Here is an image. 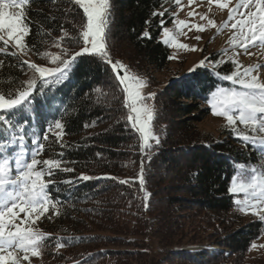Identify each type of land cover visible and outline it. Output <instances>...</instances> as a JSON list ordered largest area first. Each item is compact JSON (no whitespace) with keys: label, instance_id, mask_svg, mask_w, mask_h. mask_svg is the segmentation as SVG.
Instances as JSON below:
<instances>
[{"label":"trees","instance_id":"16d2710c","mask_svg":"<svg viewBox=\"0 0 264 264\" xmlns=\"http://www.w3.org/2000/svg\"><path fill=\"white\" fill-rule=\"evenodd\" d=\"M174 3L110 0L107 48L113 61H121L145 79L155 94L150 101L158 145L150 141L153 147L141 153L139 133L126 119L124 93L110 66L97 56L79 57L61 83L51 85L43 95L37 90L32 111L22 114L45 145L41 155L61 158L56 154L63 152L62 159L69 162L65 166L74 169L70 173L57 170L55 183L49 186L60 211L41 231L49 234L41 264H239L246 261L250 245L261 234V221L239 222L240 211L229 191L238 166L250 170L260 162L259 153L229 132L222 138H204L196 126L210 112L205 104L211 93L218 87H231L217 73L230 74L232 65H199L185 74L169 73L164 83L155 76L169 63V47L159 39L160 22L170 23ZM164 9L168 11L163 17L152 15ZM25 11L30 27L25 41L33 63L54 67L39 53L46 52L45 47L64 31L77 36L84 22L82 10L69 0H31ZM145 31L151 38L142 35ZM65 46L74 53L82 41L76 44L65 38L61 47ZM55 49L61 54V48ZM12 51L8 45L0 52V89L5 93L20 87L27 69V65L21 68L24 59L12 56ZM56 120L64 125L59 143ZM50 125L52 131L45 141ZM61 144L66 146L61 148ZM27 146L31 149L30 140ZM16 150L13 147L9 152ZM142 164L143 191L139 183ZM82 173L93 178L78 179ZM133 179L134 183H119ZM89 221L99 231H84ZM186 232L190 238L184 239ZM209 236L212 239L205 243ZM58 240L66 246L57 249ZM101 241L130 247L73 250ZM195 244L202 247L193 248Z\"/></svg>","mask_w":264,"mask_h":264},{"label":"snow or ice","instance_id":"6c2138e0","mask_svg":"<svg viewBox=\"0 0 264 264\" xmlns=\"http://www.w3.org/2000/svg\"><path fill=\"white\" fill-rule=\"evenodd\" d=\"M31 0H0V42L4 47L0 52H4L9 42L15 50L12 56L18 53L27 55L31 51L25 38L30 34L29 24L26 23V5ZM82 10L84 22L79 25L77 36H71L67 31L63 36L54 41L56 47L61 48V54L49 52L39 53L44 58H48L54 67L41 66L28 60L21 61V68L27 65L33 75L22 82L20 87L13 93L11 90L5 93L0 89V264H22L29 259L42 254L44 243L49 234L41 232L34 225L37 220L45 216L51 209L53 215H59V204L55 201L49 191V186L55 183L57 170L62 172H73V168L66 167L69 163L62 159L63 152L57 153V157L41 159L45 145L41 143L39 136L34 130L29 129L30 121L22 118L25 112L32 111L34 93L38 90L41 95L45 89L53 84H59L67 77L69 70L76 60L84 55L97 56L101 61L108 64L111 72L121 90L124 93V107L128 109L127 122L132 129L139 133V148L141 153L150 150L153 145L150 141L159 144V138L152 131L154 119V106L148 103L154 99V93L144 94L147 81L136 74L130 72L121 61H113L107 48V31L111 18L110 0H69ZM178 10L183 8L182 0H174ZM209 4L216 3L221 9H227V20L220 26L206 15H200L201 20H206L207 24L193 23L189 28L197 32L205 31L206 27H212L217 32L225 28L232 30L228 39V44L232 49H223L224 56L231 60L233 70L230 74L218 78L228 81L231 87H218L211 93L208 103L215 116H222L226 120V126L245 144L259 146L264 150V64H254L242 66L237 59L238 53L235 51L239 46L249 55L251 47L264 49V0H238L235 7H229V0H208ZM195 0H188L192 5ZM243 9V11H242ZM164 11L153 12L152 15L163 17ZM173 16L176 13L172 14ZM189 17L198 15L195 10L187 13ZM239 17V18H236ZM229 22H232L229 25ZM161 19L162 43L167 46H174L180 49H189L188 44L177 43L176 37L184 34L183 29L189 27L185 20H173L175 30L164 26ZM150 37L148 31L142 34ZM5 36L7 38H5ZM67 38L73 43L82 46L79 51L70 52L68 47H61ZM201 37L196 36L199 40ZM190 50H196L193 46ZM170 56L169 59H174ZM224 60L214 62V67ZM205 61H200L203 65ZM3 61H0V65ZM99 91V89H97ZM237 122L244 126V130L237 127ZM88 125H85L87 127ZM53 126H49L43 139H49L48 132ZM56 141L59 143L63 133L64 125L60 120L54 123ZM246 130V131H245ZM30 140L31 149L27 142ZM61 148L66 145L61 144ZM16 147V151L9 152V149ZM30 155L26 158V154ZM99 155V154H98ZM74 163V162H72ZM144 167L141 165L139 183L141 191L144 186ZM93 177L81 174L78 179L89 180ZM115 179V177H105ZM64 183H73L72 180H65ZM135 180H120L121 184H128ZM232 193H243V199L234 202L238 205L239 211L246 212L251 209L253 215H259L264 219V167L248 169L246 165L238 166V174L233 177L232 186L229 189ZM145 201L148 195L144 196ZM23 213V217H21ZM65 243L58 240L55 247L57 249L65 247ZM252 247H256L255 244ZM20 253H23L21 256Z\"/></svg>","mask_w":264,"mask_h":264},{"label":"rangeland","instance_id":"374dc122","mask_svg":"<svg viewBox=\"0 0 264 264\" xmlns=\"http://www.w3.org/2000/svg\"><path fill=\"white\" fill-rule=\"evenodd\" d=\"M238 0H229V7H235ZM183 8L178 10V6L174 3V7L171 10V14L176 13L175 16L172 15V20L170 23L165 26L171 30H175V25L173 24V20H185L188 22L189 27H185L182 31L184 34L178 35L176 37L177 43H183L188 44L189 49H180L174 46H168L170 50V56H175L174 59H169V63L164 71L158 72L155 74L157 79L164 83L166 80L169 79L170 75L169 73L178 72V74H185L193 70L195 67L200 65V61H205L203 65L208 66H214L215 61L224 60V62H229L232 67L233 64L231 60H228L227 57L224 56L223 49H229V55H231L232 49L230 48L228 44V39L231 36L232 30L229 28L223 29L221 32H217L215 28L212 27H206L205 31L203 32H197L194 28L189 31V28L191 27V24L198 23L206 25V20H201L200 15H206L209 19H212L217 26H220L224 23V21L227 20V9H221L218 4L215 2L212 4H209L208 0H195V3L192 5L188 4V0H182ZM195 10V12L198 15H194L193 17H189L187 13L189 11ZM243 11V9H242ZM239 18V17H236ZM232 22H229V25ZM200 36L201 38L199 40H196L195 37ZM5 38H7L5 36ZM159 39L162 41L164 39L162 32L159 36ZM9 45L12 47L13 50L14 47L12 45V42H9ZM195 47L196 50H190L192 47ZM45 51L52 53V54H58V51H56L54 43L51 42L45 47ZM235 51L238 53L237 59L238 62L242 66H248V65H254V64H264V49L259 47H251L249 49V52L252 53L251 55L245 53L242 48L239 46L236 47ZM19 57L24 60H28L33 63L32 56L28 53L27 55H23L22 53H18ZM169 56V57H170ZM220 63V64H222ZM219 64V65H220ZM218 65V66H219ZM131 73L136 74L130 70ZM262 72H264V69H262ZM33 75L32 71L30 69H26L24 71L23 79L26 81ZM139 76L138 74H136ZM141 77V76H139ZM142 78V77H141ZM148 93H151L150 87L146 86L144 89V94L147 95ZM148 103H151L149 100ZM209 107L210 112L205 115L199 122L196 123L197 129L201 132L202 136L204 138H222L225 136L228 132L235 135L231 128L226 126L227 122L222 116H215L212 113L211 107L208 102L205 104ZM237 127L244 130V126L240 125L239 122H237ZM59 129H54V133L59 132ZM246 131V130H245ZM236 136V135H235ZM53 138H51L52 140ZM251 147H253L260 155V162L258 164L253 165V167L260 169L261 167H264V150H261L259 146L254 147L252 144H250ZM30 155V153L26 154V158ZM41 159H48L49 157L46 155H41ZM233 182V181H232ZM232 186V183H231ZM230 186V187H231ZM234 199H243V193H235ZM237 208L239 210V207L237 205ZM60 211V207L58 208ZM21 217H23V213L20 214ZM53 212L50 209L48 213L45 214V216L41 217L39 220L36 221L34 227L38 228L40 231L44 230V225L52 218ZM251 220H258L262 222L263 228L261 231V234L259 237L252 242L250 245V248L246 254L247 259L246 261H243L239 264H264V219H261L260 216L253 215L251 209L247 210L246 212L240 211V219L239 222L244 224ZM84 231H99L95 229L94 223L89 221L88 224L83 225ZM206 230L210 228H205ZM208 230V231H209ZM103 231V230H102ZM101 233V231L99 232ZM190 233L186 232L183 234V238L187 239L190 238ZM203 238V237H201ZM214 238V237H213ZM212 239V236H209L205 239V243L209 242ZM255 244L256 247H252V245ZM95 246H101L105 248H116L118 250L120 249H128L130 246L124 245L123 243H107L104 241L93 242L90 244H86L83 247L80 248H74L73 250H81L85 248H93ZM193 248H198L201 245H193ZM205 246V245H203ZM202 247V246H201ZM22 256L23 253H20ZM31 264H41V258L40 256L32 257L30 255L29 257ZM22 264H28L27 261L22 262Z\"/></svg>","mask_w":264,"mask_h":264}]
</instances>
